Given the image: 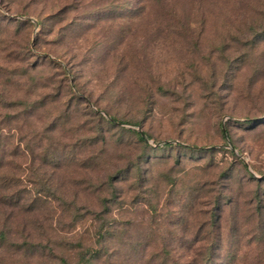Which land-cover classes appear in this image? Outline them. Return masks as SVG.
I'll return each instance as SVG.
<instances>
[{"label":"rangeland","instance_id":"obj_1","mask_svg":"<svg viewBox=\"0 0 264 264\" xmlns=\"http://www.w3.org/2000/svg\"><path fill=\"white\" fill-rule=\"evenodd\" d=\"M0 229V264H264V0H0Z\"/></svg>","mask_w":264,"mask_h":264},{"label":"trees","instance_id":"obj_2","mask_svg":"<svg viewBox=\"0 0 264 264\" xmlns=\"http://www.w3.org/2000/svg\"><path fill=\"white\" fill-rule=\"evenodd\" d=\"M111 123H115V118L110 117L108 120ZM137 137L144 141L143 133L135 131ZM166 146L170 145L169 143H165ZM216 219V216L212 213L211 222L208 223V227L210 229L215 227L216 222L219 221ZM5 231L3 229H0V245L3 244L5 241ZM220 247V243L218 241H207L206 245L204 246V251L199 252L197 258H195L193 261H188L184 264H234L237 260V255L234 253H227L224 255H216L214 249L217 247ZM219 260V263L217 262ZM239 260V259H238Z\"/></svg>","mask_w":264,"mask_h":264}]
</instances>
